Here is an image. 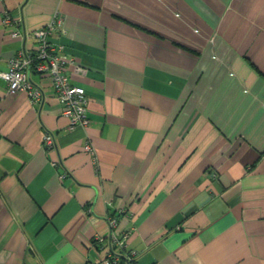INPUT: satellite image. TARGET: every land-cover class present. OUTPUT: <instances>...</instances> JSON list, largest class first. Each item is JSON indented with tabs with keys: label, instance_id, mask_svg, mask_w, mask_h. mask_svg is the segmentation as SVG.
I'll list each match as a JSON object with an SVG mask.
<instances>
[{
	"label": "crops",
	"instance_id": "obj_1",
	"mask_svg": "<svg viewBox=\"0 0 264 264\" xmlns=\"http://www.w3.org/2000/svg\"><path fill=\"white\" fill-rule=\"evenodd\" d=\"M56 11L89 124L0 78V264L97 263L110 232L139 264H264V0H0V72L35 44L3 17Z\"/></svg>",
	"mask_w": 264,
	"mask_h": 264
},
{
	"label": "built area",
	"instance_id": "obj_2",
	"mask_svg": "<svg viewBox=\"0 0 264 264\" xmlns=\"http://www.w3.org/2000/svg\"><path fill=\"white\" fill-rule=\"evenodd\" d=\"M2 22L5 26H16L10 31L11 38L29 37L35 42L34 48L22 50L18 57L10 61L8 70L0 72V78L7 83L8 94L23 93L32 105L39 106L44 101V93L31 81L30 75L34 72L39 76L48 77L51 81L53 94L63 108L62 114L68 120V127L87 126L89 124L87 115L88 99L85 91L82 87L72 84L66 73L68 66L78 67L72 58L63 53L61 46L48 40L53 32L59 31L64 34L62 15L57 11L54 12L47 25L32 31L29 35L20 33L17 29L20 25L18 19H12L10 16L5 15ZM53 143L54 139L51 134H45L43 137L44 148H52ZM84 151L95 159L96 152L92 144L87 143L84 146ZM116 224V219H108L110 229L115 227ZM109 234L110 247L107 255L93 264H139L136 259L137 253L126 251L127 245L124 241L127 238L126 235L119 238L113 232ZM97 239L101 240L100 237Z\"/></svg>",
	"mask_w": 264,
	"mask_h": 264
}]
</instances>
